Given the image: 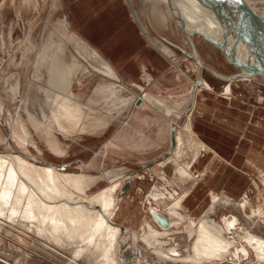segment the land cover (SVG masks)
I'll return each mask as SVG.
<instances>
[{
    "label": "bare ground",
    "instance_id": "bare-ground-1",
    "mask_svg": "<svg viewBox=\"0 0 264 264\" xmlns=\"http://www.w3.org/2000/svg\"><path fill=\"white\" fill-rule=\"evenodd\" d=\"M152 1L155 2V7H158V4L165 6L167 15L172 16L176 21L182 38L189 39V41L183 40L188 49H185L186 55L181 57L187 60L191 56L198 65V78L192 81L194 98L201 89L214 90L213 84H210L203 76V67L209 69L218 78L225 80L222 93L227 95L230 93L228 96L232 95L231 81L254 80L264 84V70L253 66L240 67L225 54L222 47L225 28L219 22L222 19L228 23L238 33L239 39L251 44L245 50L244 42L240 43L241 45L236 49L237 56L252 55L262 59L258 51L264 52V17L253 15L247 8L241 6L238 0ZM196 37L201 40H195ZM253 44L260 46L261 50ZM201 45L218 49L224 62L234 65L235 69L218 72L213 67H219L218 64L203 63ZM65 46L63 42L62 44L56 43L57 53L65 52ZM181 57L174 60L175 66L171 68L182 70L180 68ZM46 58L43 54L39 55L35 66L41 67ZM80 65L76 61L72 62V73L77 81H79V75L81 77V74L89 73L87 67L83 65L80 67ZM46 74L47 83L43 84L39 80L37 84L41 88L37 89L40 92H36V97L31 98L30 102L35 107L34 110L26 109L27 106L24 105V111L28 113L27 117L18 120L19 123L12 127L11 135L19 145L23 144L30 134L29 123L40 133L50 148L57 152H61V144L52 134L54 129L65 133L75 128L102 130L107 126L113 117L109 113L111 111L104 112L97 108L96 105L99 103L95 95L88 98L82 92L74 94L69 72L66 66H63V62L59 61L56 53L51 58ZM233 74L235 75L232 76ZM143 78L150 79L148 75L146 78L143 75ZM109 86V91L113 93H115L114 89L117 91V85L110 84ZM137 86L142 89L141 85ZM181 86L183 87L180 91L177 87L165 88L166 86H163L162 90L165 88L167 92L179 95L175 104L180 103L179 105L183 106V98L187 95L184 92L190 85ZM110 96L106 97L105 101L101 99L100 107L107 109L110 104L116 103L113 100L118 99L117 95ZM145 100L153 101L152 94L143 90L136 98V104L139 105ZM103 102L105 105H102ZM45 104L49 109L48 116H45L47 112ZM138 105L135 107L140 106ZM190 117L188 114L182 124L177 128H172L175 135L174 147L169 151V145L168 157L155 163V165L164 166L163 164L172 162L174 182L184 190L175 195L155 185L147 195L150 214L143 224H140L139 230L125 227L123 229L114 221L118 210V192L126 180L134 176H142L138 172L125 174L97 191L87 194L86 189L90 187L93 180L97 179L96 177L61 174L51 165L32 162L23 155L22 151L14 153L8 150L0 152V218H2L0 229L5 223L7 225V222H10L31 230L39 238L49 240L64 250H70L72 256L68 261L69 264H74L77 260H86L90 264H230L233 262L230 258L232 255L235 256L238 250L249 258L250 264H264V237L250 232L248 228V223L264 221L263 202L262 204L257 203L255 207L251 206L248 196H243L236 201L227 195L211 191L209 208L203 215L192 216L183 210L184 200L187 202L189 199L192 183L194 182L192 186H195L196 180L205 173L203 170L195 175L196 170L192 171L193 167L209 148L194 132ZM3 138L0 128V140ZM133 140L140 142L136 146L147 145L146 141ZM108 143L120 144L117 140H110ZM131 145L133 146L132 142ZM259 173L264 176L263 171ZM261 182L264 183V178ZM257 185H259L258 182ZM257 191L264 197V185L257 186ZM228 206L235 210H242L247 220L246 223L243 219V222L241 221L238 214L236 217L229 215L227 219V212L216 215L219 209ZM247 208H250L249 215L246 213ZM155 211L168 219L167 227L160 226L153 215ZM127 253L128 257L132 258L131 260L125 257ZM0 259L7 260L11 264H26L21 256L14 260L0 256Z\"/></svg>",
    "mask_w": 264,
    "mask_h": 264
},
{
    "label": "rangeland",
    "instance_id": "rangeland-1",
    "mask_svg": "<svg viewBox=\"0 0 264 264\" xmlns=\"http://www.w3.org/2000/svg\"><path fill=\"white\" fill-rule=\"evenodd\" d=\"M26 1L0 0V128L4 136L0 140V152L8 150L16 153L17 151H22L23 155L32 162L51 165L61 174L96 177L97 179L93 180L90 187H88L89 189H86L87 194L110 184L111 180L108 178H113L127 169L135 170L142 176H134L130 179L131 186L124 192H118V210L114 221L123 229L125 227L139 230L140 224H143V221L150 214L147 195L155 185L165 192L171 191L175 195L184 189L183 187H178L174 182L173 177L175 178V174L172 162L165 163L163 164L164 166L155 165L159 160L167 158L170 154L167 149L169 148L170 140L167 137L153 139L156 140V144L152 147H148V142L150 141L145 140L147 145L141 147L140 150L133 149L131 147V136L134 128L137 125L141 127V130L142 128L144 130L150 128L149 132L151 133L163 128L169 132L170 138L171 128H177L182 124L188 114L192 116L191 111L195 98L188 97L187 94L183 98L184 105L181 106L179 105L180 103L175 104L179 95L175 94V96L163 98L159 92L152 90L154 102L145 100L140 102L139 106L135 100L139 92L120 79L115 73L113 65L102 63L99 60L100 58L98 59L88 47L83 45V42H80L78 36L75 37V34L74 37L71 36V32H74V30L69 28V17L63 10L60 0H31L30 2L28 0V3ZM129 1L139 14L149 35L156 38V45L166 54L170 61L169 63H171V60L181 57L188 49L183 40L189 41V39L182 38L183 36H181L176 21L172 16L167 15L165 6L158 4V7H155V2L152 0ZM238 1L241 6L247 8L254 15L264 17V0ZM67 29H70V31H67ZM64 34H67V36L65 37ZM195 40L200 41L201 39L196 37ZM58 42L60 44L63 42L67 46H65V52L57 53L55 45ZM201 46L204 56V59H202L203 63L206 65L218 64L219 67L213 66L218 72H225L226 69H229V71L235 69L234 65L224 62L218 49L207 45ZM86 51L88 53L91 52L93 58L88 56L89 54ZM55 53L59 61L63 62V66H66L67 72H69L72 79L71 88L74 94L82 92L88 98L95 95L99 103V105H96L97 108L104 112L111 111L109 113L113 115L107 126L102 128V130H81L75 128L62 133L54 129L52 134L61 144V152L53 151L30 123L28 125L30 134L23 144L19 145L11 135L12 127L19 123L21 118L27 117L28 113L24 111V105L28 107L26 109L34 110L35 107L30 102L31 98L32 96L35 98V93L40 92L37 89L41 88L37 84L39 80L43 84L47 83V67ZM96 53L98 54L97 51ZM41 54L47 58L41 67L35 66L36 58ZM73 61L87 67L89 70V73H83L81 77L79 75V81L76 80L72 73ZM81 65L80 67H82ZM197 66L196 60L192 59L191 56L187 58V62L183 60L182 63V68L191 75L193 80L198 78ZM57 67H60V65H57ZM202 70L205 79L216 86L220 93L224 92L222 87L225 80L213 75L209 69L203 67ZM175 73L181 75L180 72ZM131 83L137 86L139 83L143 84V80L136 82L133 79ZM110 84L118 86L117 91L114 89L115 93L108 90ZM145 90L149 92L148 88ZM234 90L236 95L243 93L241 84L236 85ZM252 93L253 96L250 102L257 104L263 102L264 87L260 89L255 87L252 89ZM115 94L118 98L113 100L116 102L115 104H110L107 109L106 107H100L101 99L105 101L106 97L110 95L114 97ZM163 95L165 96V94ZM261 97L262 100H260ZM165 101L167 102L166 104ZM134 103L143 108H136ZM102 105H105V103L103 102ZM169 105L171 107L168 108ZM45 108L47 109L45 116H48L49 109L46 104ZM133 116H136V118H133ZM137 118L140 119V124L137 123ZM142 119L145 120V123L142 122ZM148 119L151 121L150 125L148 124ZM154 120L157 121L156 124L153 122ZM125 135H127L126 138H124ZM110 140H117L120 144L111 145L108 143ZM195 166L192 171L196 169ZM214 167H217V164ZM197 173L199 172L195 171V175ZM246 174L248 177L247 183L241 198L248 196L251 206L256 207L262 202L264 204V197L259 195L257 191V186L261 187V185H264L261 182L264 178L263 174L255 170ZM257 182L259 185H257ZM193 187L191 186L190 188L188 201L185 202L184 200L185 207L183 210L192 214V216L196 215L199 217L207 211L210 202L208 203L205 200L200 206H191V204L193 205V200L198 201L197 194H193ZM188 202H190V205H188ZM224 213L227 215L232 213L235 217L238 214L242 222L243 220L244 223L247 221L242 214V210L226 207L219 209L216 215ZM246 213L249 215L250 208L246 209ZM0 219L2 220V218ZM181 227L182 225L180 229ZM248 228L250 232L264 237V221L248 223ZM0 256L10 260L21 256L26 264L28 259L32 260L33 264H69L68 261L71 260L72 254L70 250H64V248L52 244L49 240L39 238L31 230H27L18 224L7 222V225L5 223L4 227L0 229ZM125 257L129 258V260L132 259L128 257V253ZM230 260H233L230 264H250L248 262L249 258L245 257L241 250H238L235 256L232 255ZM74 264L90 263L86 260H77Z\"/></svg>",
    "mask_w": 264,
    "mask_h": 264
},
{
    "label": "crops",
    "instance_id": "crops-1",
    "mask_svg": "<svg viewBox=\"0 0 264 264\" xmlns=\"http://www.w3.org/2000/svg\"><path fill=\"white\" fill-rule=\"evenodd\" d=\"M60 2L69 17V28L75 32H71V36L74 37V34L75 37L78 36L80 42H83L98 59L100 58L102 63L112 64L115 73L129 87L139 93L148 88L151 94L154 90L166 98L175 94L167 92L165 88L177 87L180 91L183 87L181 85H190L184 93H189L188 97H193V79L182 68L183 60L186 62L187 60L180 58L182 70L171 68L175 66L174 60L169 63L166 54L156 45V38L149 35L129 0H60ZM91 52L88 56L93 58ZM183 55L185 56V53ZM175 72H180L181 75ZM143 75L145 78L148 75L150 79H144ZM133 79L136 82L143 80V84H138L142 89L133 84L134 82L131 83ZM239 81L241 82L237 83ZM238 84L242 85L243 93L236 95L234 88ZM163 86H166L164 90ZM212 86L214 90L201 89L197 93L191 111L194 132L209 146L195 163L197 165H194L196 171L200 173L204 170L205 173L196 180L193 194H197L198 201L193 200L191 206H200L205 200L209 203L211 191L239 200L245 191L248 178L246 173H252L254 170L264 172V100L259 104L250 102L253 96L252 89L255 87L260 89L264 84L254 80L231 81V96H225L216 86ZM136 121L140 124L139 118ZM142 122L145 123V120L142 119ZM153 122L157 123L156 120ZM148 124H151L149 119ZM149 130L150 128L141 130L139 125L134 128L131 136L133 149H141L136 146L140 142L133 139L150 141L148 147L156 144V140L153 139L167 137L170 140L169 132L163 128L152 133ZM215 164L217 167H214ZM229 215L226 214V219ZM32 262L30 259L27 260V264H33ZM0 264L11 263L0 259Z\"/></svg>",
    "mask_w": 264,
    "mask_h": 264
},
{
    "label": "water",
    "instance_id": "water-1",
    "mask_svg": "<svg viewBox=\"0 0 264 264\" xmlns=\"http://www.w3.org/2000/svg\"><path fill=\"white\" fill-rule=\"evenodd\" d=\"M253 15H254V13H253ZM219 22H220V24H222L223 28H225V36H224V40H223L224 42H223L222 47L225 51V54L232 60V62H234L236 65H239L240 67H243V68H245V67L249 68V67L253 66V67H257L258 69L264 70V52L258 51V52H260V55H261L260 57H262V59H259V57H253L252 55L248 56V57L237 56L236 49L238 46H240L242 44V42H244L243 44L246 45L244 47L245 50L247 48H249L251 46V44L249 42L243 41V39H239L240 36L238 35V33L235 32L233 27H231L228 23H225L224 21H222V19L219 20ZM233 37H234V39H233ZM253 45L261 50V47L258 46L257 44H253ZM252 72L256 73L257 71H252ZM234 75L235 74H233L232 76H234ZM174 144H175V135H174V129H172L171 134H170V149H169V151L174 147ZM134 173H135V170L127 169V170L123 171L122 173H119L115 177L108 178V179L113 181L115 179L120 178L121 176H123L125 174L130 175V174H134ZM130 186H131V181L126 180L124 182L123 186L121 187L120 191L124 192ZM153 215L156 217V219L160 225L165 226V227H167L169 225L168 219L163 214L155 211V212H153Z\"/></svg>",
    "mask_w": 264,
    "mask_h": 264
}]
</instances>
